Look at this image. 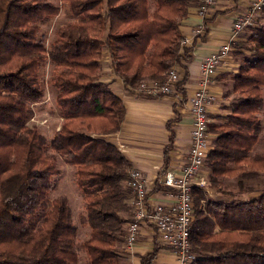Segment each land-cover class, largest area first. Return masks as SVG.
Instances as JSON below:
<instances>
[{
    "label": "trees",
    "instance_id": "trees-1",
    "mask_svg": "<svg viewBox=\"0 0 264 264\" xmlns=\"http://www.w3.org/2000/svg\"><path fill=\"white\" fill-rule=\"evenodd\" d=\"M197 0H60L73 22L56 31L48 48L40 26L58 14L51 0H0V264H117V245L131 214L130 165L103 136L119 130L125 108L101 81L106 53L110 73L127 93L142 83L164 82L169 71L188 61L180 22ZM264 13V7L262 8ZM258 22V20H257ZM251 54L233 77L238 92L227 123H209L214 137L205 162L209 189L232 196L220 178L234 176L238 186L264 171V154L251 155L260 133L254 115L264 88V25L249 37ZM241 43H232L239 51ZM49 63L61 124L48 140L29 124L44 89L39 71ZM186 77L173 87L182 93ZM170 122H173L170 121ZM170 122L165 160L171 149ZM75 168L81 191V224L90 237L76 242L77 229L65 196L49 197L60 171L57 159ZM232 166V167H231ZM189 233L193 264H264V192L245 201L208 197L193 190ZM156 249L141 259L153 264ZM119 264V263H118Z\"/></svg>",
    "mask_w": 264,
    "mask_h": 264
},
{
    "label": "crops",
    "instance_id": "crops-1",
    "mask_svg": "<svg viewBox=\"0 0 264 264\" xmlns=\"http://www.w3.org/2000/svg\"><path fill=\"white\" fill-rule=\"evenodd\" d=\"M250 2L251 0H213L203 14L200 9L201 0L189 6L187 16L180 22L179 31L183 47L189 50L190 59L171 69L179 79L186 77L181 87L182 93L173 87L170 94L140 97L127 93L121 81L111 75L109 66L102 77L101 81L108 84L125 108L119 130L103 138L115 145L128 161L130 169L141 173L148 195L154 201H171L170 190L158 184L159 176L166 169L178 171L187 158L191 131L188 99L198 88L199 63L219 46L240 41L244 31L233 37L232 24L249 7ZM260 16L262 14L258 18ZM106 59L109 62L107 55ZM234 67L235 64L228 55L211 79L209 91L216 100L210 105L209 114H218L227 102L225 79L229 80ZM168 122L173 132V141L166 161L164 149L168 145L170 134L166 127ZM126 217L130 221L131 214ZM156 248L153 264H175L174 254L158 244L155 231L142 225L133 245L127 246L124 241L117 245L120 254L118 263L141 264V259Z\"/></svg>",
    "mask_w": 264,
    "mask_h": 264
},
{
    "label": "built area",
    "instance_id": "built-area-1",
    "mask_svg": "<svg viewBox=\"0 0 264 264\" xmlns=\"http://www.w3.org/2000/svg\"><path fill=\"white\" fill-rule=\"evenodd\" d=\"M212 3L213 0H201V14ZM263 7L264 0H251L249 7L239 14L232 24L233 37L254 26ZM230 52L231 45L223 44L199 63L198 88L188 99L191 131L186 161L178 171L164 170L158 179L161 187L170 190L171 201L152 200L141 173L135 169L128 171V186L132 190V199L131 218L125 224L124 231V242L127 246L137 241L140 228L147 225L155 231L158 244L174 254L175 264H193L195 261L196 254L192 252L189 240L193 221L192 193L196 188L205 189L208 183L203 169L212 146L208 132L211 122L209 107L216 100L209 91V85L218 67ZM178 79V75L171 70L164 82H144L138 90L150 95L170 94Z\"/></svg>",
    "mask_w": 264,
    "mask_h": 264
},
{
    "label": "rangeland",
    "instance_id": "rangeland-1",
    "mask_svg": "<svg viewBox=\"0 0 264 264\" xmlns=\"http://www.w3.org/2000/svg\"><path fill=\"white\" fill-rule=\"evenodd\" d=\"M51 1L59 7V11L55 17L51 18L40 26L39 38L46 48H48L53 40H55V33L59 28L74 21L65 4L61 3L60 0ZM261 14L262 16L258 18V22H256L254 26L248 27L241 34V39L237 42L241 43L242 45L239 51H231L228 54L234 62L235 67L233 68L234 72L230 74L229 80L228 78L225 79V82L227 84L225 90V97L227 98V102L224 104V107L221 108L218 114H209V117L211 119L210 123H227L228 117L231 116L230 112L233 102H235L236 97H239V93L233 92L232 90L233 77L237 74L238 69L242 65L244 59L250 58L252 46L248 39L256 28L264 25V13L261 12ZM108 63L109 62L106 59V53H104L101 58V80L102 77H104L107 73L106 70L109 66ZM52 72L53 67L50 66L49 63H46L39 71V80L44 89V96L41 102L33 106L34 114L29 122L31 126H35L38 132L48 140L53 136L62 122L59 111L56 107V92L52 88L50 83ZM262 100L263 102L261 109L254 115L256 120L259 122L261 129L258 135L257 143L251 151V155L260 156L264 154V88L262 91ZM213 137L214 136L210 134L211 141ZM56 165L59 168L60 173L53 178L54 186L49 192V197L51 199L57 196H65L67 198L68 205L71 210L72 222L77 229L76 242L80 243L90 237V228L87 225H82L80 221L81 216L84 213V203L81 191L78 189L74 181L75 168L63 163L61 158L57 159ZM242 167L248 170H257L256 176L243 180L240 186H238L237 184L238 178L234 176L220 178L219 180H221L222 184L221 187L225 191L230 192L232 196H225L218 193L215 194V191L213 189H209L207 184L205 189L207 190L208 197L223 201H245L251 197H255L263 193L264 171L258 170L260 166L256 165L253 167ZM204 172L207 173V170ZM79 259V264H86V259L81 253Z\"/></svg>",
    "mask_w": 264,
    "mask_h": 264
}]
</instances>
